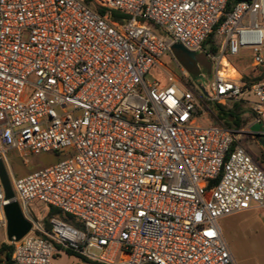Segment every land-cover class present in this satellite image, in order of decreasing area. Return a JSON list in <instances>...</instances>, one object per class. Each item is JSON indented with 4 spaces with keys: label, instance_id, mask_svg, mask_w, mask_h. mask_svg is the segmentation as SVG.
<instances>
[{
    "label": "built area",
    "instance_id": "built-area-1",
    "mask_svg": "<svg viewBox=\"0 0 264 264\" xmlns=\"http://www.w3.org/2000/svg\"><path fill=\"white\" fill-rule=\"evenodd\" d=\"M93 3L103 15L81 0H0V156H65L13 180L15 200L82 224L28 220L31 230L10 243L13 262L236 264L218 221L264 212V168L241 146L242 131L206 118L250 94L253 122L264 121V81L247 89L230 65L241 50L264 64V0L229 13L227 0ZM221 19L212 55L204 43ZM174 45L204 51L212 80L146 82ZM6 205L0 183V229Z\"/></svg>",
    "mask_w": 264,
    "mask_h": 264
},
{
    "label": "rangeland",
    "instance_id": "rangeland-1",
    "mask_svg": "<svg viewBox=\"0 0 264 264\" xmlns=\"http://www.w3.org/2000/svg\"><path fill=\"white\" fill-rule=\"evenodd\" d=\"M204 48L207 49V46L204 45ZM190 55L192 56L190 59H192L191 62L194 70L195 67H197L199 72L213 74L215 66L214 62L210 60L204 51L199 53H190ZM160 61L164 66L170 65V58L167 54L164 55ZM255 70L257 71V75L255 77L244 74L243 72L241 73V76L245 75V77L251 81L264 77V68L262 66L256 67ZM165 77V72L160 70H152L147 76H145V81L148 83H153L155 81L163 83L165 81ZM189 80L193 82L190 77ZM246 96L247 94L245 97ZM247 100L254 101L255 98L249 94ZM237 111V116L244 114L240 108ZM206 119L211 123L223 124L215 117H207ZM199 122L203 125L207 124L205 119H200ZM246 122L247 121H245L243 118L241 119L240 125L245 126ZM262 128V124H254L250 126L249 132H259L262 130ZM241 146L246 148L245 141H241ZM249 154L252 157L255 156V153L251 151H249ZM0 158L4 162L11 190L14 194V197L17 199L18 195L12 186L13 180L54 165L65 159V156L59 152L33 155L22 154L16 150H7L2 154V156H0ZM17 203L25 219L37 223L45 229L49 228V221L47 227L45 224L46 210L44 209L45 206L42 203L39 201H34L27 205H23L18 200ZM52 218H56L72 227L82 230V224L80 221L72 216L59 212ZM218 225L222 238L236 264H264V212H260L258 214L256 211H247L229 215L221 218L218 221ZM10 243L11 242L6 238L5 228L0 229V246L3 244L10 245ZM91 253L97 254L95 250L91 251ZM119 258L123 259L124 257L123 255H120ZM77 262L78 259L75 257L66 256L57 263L76 264Z\"/></svg>",
    "mask_w": 264,
    "mask_h": 264
},
{
    "label": "crops",
    "instance_id": "crops-1",
    "mask_svg": "<svg viewBox=\"0 0 264 264\" xmlns=\"http://www.w3.org/2000/svg\"><path fill=\"white\" fill-rule=\"evenodd\" d=\"M167 55L170 58V65L164 66L163 64H161V66L154 67L152 70L163 71L166 73V75H173L177 79H180L182 76H185L189 80V77L191 78L189 69H187V67H185L176 58V56L174 55L172 51V47L170 49L169 54ZM230 65L231 67H233V69L236 70L237 75L240 78H241L242 72L244 74L251 75L253 77L257 75V71L255 70L256 66H254L252 63V54L249 50H241L238 56L230 59ZM261 66L264 68V64ZM195 72H196L197 79L196 80H193L192 78L191 79L195 81L196 83L204 84L212 80L213 74L199 72L197 67H195ZM261 81H264V77L258 82H261ZM164 82L163 83L159 82V83L164 84ZM248 95L249 94H247L246 97L244 95V97L240 100L241 101L240 107H241V110L244 112V114L240 116V120L244 118L245 121L247 122L245 126H240L239 128H233L231 130L242 131V134L239 140L240 144H241V141H245V144H246L245 150L248 153L249 151L255 153L254 157H252L251 155L250 156L257 162H259L260 165L264 168V121L260 123L263 125L262 130H260L259 132H255V133L249 132L250 126L257 124V123H254L252 119L250 103H252L253 101L247 100ZM253 211H256V210H253ZM256 212L258 214L260 213L259 211H256Z\"/></svg>",
    "mask_w": 264,
    "mask_h": 264
},
{
    "label": "trees",
    "instance_id": "trees-1",
    "mask_svg": "<svg viewBox=\"0 0 264 264\" xmlns=\"http://www.w3.org/2000/svg\"><path fill=\"white\" fill-rule=\"evenodd\" d=\"M87 5H92L94 7V10L103 15L104 14V9L101 7H98L93 3V0H81ZM251 0H227L226 4V13H229L232 8L240 2H250ZM123 17L116 13V12H109L108 14V19L112 22H117L119 19H122ZM223 19L219 21V23L215 26L213 29V32L208 36L206 39L204 45L207 46V53L215 55L217 54L218 47L220 44V38L216 36L215 31L218 27V25L222 22ZM262 78H257L254 79L253 81L249 80L247 77L241 76V82L244 84L245 88H249L251 85L257 83L260 81ZM241 109L240 103L235 104L231 109H225L220 105H216L215 107V113L216 117L219 121L223 123V125L228 128V129H233V128H239L241 125V120L240 116H237L238 109ZM59 211L54 208H48L45 211V224L47 227L48 221L55 215H57ZM12 252H13V246L12 244L10 245H1L0 246V264H15L12 260Z\"/></svg>",
    "mask_w": 264,
    "mask_h": 264
},
{
    "label": "water",
    "instance_id": "water-1",
    "mask_svg": "<svg viewBox=\"0 0 264 264\" xmlns=\"http://www.w3.org/2000/svg\"><path fill=\"white\" fill-rule=\"evenodd\" d=\"M172 51L176 58L189 69L191 78L196 80L197 76L195 70H193L190 52L183 49L180 45L172 46ZM198 86L201 88L200 83H198ZM0 183L3 189L4 199L7 201V205L4 207L6 238L10 242L19 241L31 230V223L24 218L15 200L2 159H0Z\"/></svg>",
    "mask_w": 264,
    "mask_h": 264
},
{
    "label": "bare ground",
    "instance_id": "bare-ground-1",
    "mask_svg": "<svg viewBox=\"0 0 264 264\" xmlns=\"http://www.w3.org/2000/svg\"><path fill=\"white\" fill-rule=\"evenodd\" d=\"M225 67H228L229 76H234V72L231 70L230 66L227 64L226 61H223Z\"/></svg>",
    "mask_w": 264,
    "mask_h": 264
}]
</instances>
